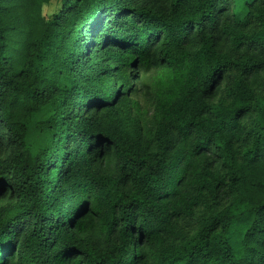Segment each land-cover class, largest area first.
<instances>
[{
    "label": "trees",
    "instance_id": "trees-1",
    "mask_svg": "<svg viewBox=\"0 0 264 264\" xmlns=\"http://www.w3.org/2000/svg\"><path fill=\"white\" fill-rule=\"evenodd\" d=\"M51 1L0 0V264H264V0Z\"/></svg>",
    "mask_w": 264,
    "mask_h": 264
},
{
    "label": "rangeland",
    "instance_id": "rangeland-1",
    "mask_svg": "<svg viewBox=\"0 0 264 264\" xmlns=\"http://www.w3.org/2000/svg\"><path fill=\"white\" fill-rule=\"evenodd\" d=\"M58 9V3L57 0H52L49 5L44 6L42 10V14L44 18H49L56 10ZM144 77L140 78V81H143ZM132 100H137L139 105L141 106L142 109L146 110L148 114L151 112L149 110L148 105H145L144 97L143 94L140 93V97H132Z\"/></svg>",
    "mask_w": 264,
    "mask_h": 264
}]
</instances>
